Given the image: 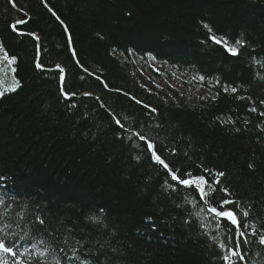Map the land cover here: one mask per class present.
Returning <instances> with one entry per match:
<instances>
[{
    "label": "trees",
    "instance_id": "16d2710c",
    "mask_svg": "<svg viewBox=\"0 0 264 264\" xmlns=\"http://www.w3.org/2000/svg\"><path fill=\"white\" fill-rule=\"evenodd\" d=\"M15 2L20 12L0 0V184L27 197L21 208L42 209L61 239L71 229L73 244L95 245V264H212L208 240L198 227L183 226L187 217L163 197L157 170L147 160L130 161L129 148L115 139L114 111L158 132L175 167L190 158L226 172V198L252 204V218L264 222V67L256 63L264 64V0H50L67 33L41 0ZM29 16L26 30L39 36V49L7 26ZM203 23L239 55L205 41ZM37 53L45 68L65 69L68 91L77 94L74 114L59 96V81L35 68ZM173 80L176 87L167 84ZM153 107L159 115L149 118ZM229 118L233 123H225ZM101 209L102 224L87 219Z\"/></svg>",
    "mask_w": 264,
    "mask_h": 264
},
{
    "label": "snow or ice",
    "instance_id": "6c2138e0",
    "mask_svg": "<svg viewBox=\"0 0 264 264\" xmlns=\"http://www.w3.org/2000/svg\"><path fill=\"white\" fill-rule=\"evenodd\" d=\"M8 3L17 12L21 11L15 0H8ZM41 3L47 12L63 26L64 32H69L70 29L65 21L50 6V0H41ZM31 20L30 16L27 19L12 20L10 18L7 26L21 37L33 38L37 41L36 47L39 49V36L26 30ZM20 26H24L25 30L21 31ZM203 28L207 31L205 41L222 45L228 53L239 55V49L230 47L228 39L218 36L208 23H203ZM235 44L243 47L245 41L237 39ZM68 47L71 54L77 56L71 37L68 39ZM4 59L10 65L16 61L15 57L9 60L7 53ZM256 63L264 67L260 61ZM80 67L83 68L85 74H88L87 68L83 65ZM35 68L41 73H52L48 78L59 81V96L70 114H74V110L78 107L75 102L77 94L68 91L65 69L60 64H56L55 68H45L39 53H37ZM56 73L59 75L57 76ZM200 79L203 80L204 76L201 75ZM17 87H19V82ZM104 87H107L106 83ZM227 90L225 88V91ZM7 91L14 92L16 88L5 89V92ZM231 91L236 93L237 88L231 87ZM2 95L4 92H0V96ZM83 95L98 100L92 97L91 93L85 92ZM260 104L264 105V100L260 101ZM100 106L103 107V104L101 103ZM250 111L256 112L257 109L253 107ZM153 113L159 115L158 110L153 107L149 118ZM87 115L85 112L84 117ZM259 115L264 116V112H260ZM109 116L114 122L113 126L118 129L115 139L129 148L130 161L137 164L145 160L149 161L157 170L155 181L159 182V190L163 197L171 200L174 210L187 217L182 221L183 226L190 230L198 227L199 235L208 240L207 247L210 252H213L212 264H255V261L264 257V222L257 223L252 218V204L226 198L232 196L229 187L222 186L226 172L204 164H193L190 158L183 167H175L173 161L165 155L166 146L161 145L156 139L158 132L155 135L150 134L142 123L135 119L129 122L114 111L109 112ZM225 123H233V121L229 118ZM155 127L159 129L160 126L157 124ZM236 131L239 132L240 129ZM170 151L173 156L178 155L175 149ZM247 167L254 169L255 164L249 163ZM161 177H163L162 182H160ZM3 179L0 177V180ZM182 192L184 193L183 199L176 202ZM190 195L192 199H189ZM26 198L14 188L8 189L6 184H0V264H95L97 260V255L93 252L95 245H91L87 240H75L73 244L74 237L71 229L63 236V239L57 236L55 230L49 231L42 215V209L37 208L35 212H28L20 207ZM100 212V215L92 214L87 219L95 224H102L103 209ZM29 216L33 218L29 220ZM176 219L177 217H173L174 221ZM149 220H151L150 217ZM254 249L258 250L255 257H253Z\"/></svg>",
    "mask_w": 264,
    "mask_h": 264
},
{
    "label": "rangeland",
    "instance_id": "374dc122",
    "mask_svg": "<svg viewBox=\"0 0 264 264\" xmlns=\"http://www.w3.org/2000/svg\"><path fill=\"white\" fill-rule=\"evenodd\" d=\"M1 55H3V53L0 54V58H1ZM2 67H5V66H2ZM151 67L154 71H157V72H160V71H163V67L161 65H157V64H154V63H151ZM3 70H6L5 68ZM137 72L140 74V76H145L146 80H150L144 73V70L143 68H139L137 70ZM177 81L173 80L172 82H168L167 84L169 86H172V87H176L177 86ZM152 84H155V85H159L157 84L156 82L152 81ZM200 90L196 91V92H199Z\"/></svg>",
    "mask_w": 264,
    "mask_h": 264
}]
</instances>
